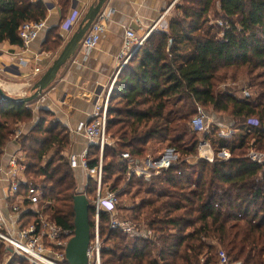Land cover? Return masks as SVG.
<instances>
[{
	"label": "trees",
	"instance_id": "trees-1",
	"mask_svg": "<svg viewBox=\"0 0 264 264\" xmlns=\"http://www.w3.org/2000/svg\"><path fill=\"white\" fill-rule=\"evenodd\" d=\"M60 2L67 10L70 0ZM48 10L42 0H0V43L23 47L20 26L44 22ZM176 13L168 31L151 34L118 76L107 126L116 147L106 146L103 156V186L119 192L123 218L157 240L110 231L103 213V264H217L216 246L232 261L264 264V162L249 158L251 150L264 154V0H181ZM53 39L48 36L44 51L58 49L62 38ZM32 105L0 99V162L19 124L33 120ZM199 108L232 120V141L216 123L205 136L214 163L187 161L198 156L201 139L191 122ZM39 114L19 141L26 175L53 202L52 219L73 232L79 182L66 158L69 127L49 110ZM167 149L178 154V165L158 177L128 180L123 153L140 161ZM223 151L229 157H219ZM88 161L98 166L99 145L91 146ZM95 191L91 183L90 199ZM89 215L93 227L91 205ZM6 252L1 245L0 257ZM9 264L26 262L15 257Z\"/></svg>",
	"mask_w": 264,
	"mask_h": 264
},
{
	"label": "built area",
	"instance_id": "built-area-1",
	"mask_svg": "<svg viewBox=\"0 0 264 264\" xmlns=\"http://www.w3.org/2000/svg\"><path fill=\"white\" fill-rule=\"evenodd\" d=\"M112 12L103 9L83 39L80 48L85 59L88 58L92 50L98 47L102 35L107 30ZM166 15L164 14L143 38H140L133 28L125 29L124 42L118 56L121 65L120 70L131 61L136 52L143 47L150 34L158 27L157 31H168L169 22ZM82 16V12L74 11L68 18L66 25L69 27L75 26L80 22ZM219 24L223 26L221 22ZM44 27V22H24L19 30L23 48H28L35 42ZM119 75L120 73L116 74L106 95L103 93L96 95L90 121L81 123L75 128L68 126L72 142L70 152L66 154V158L76 176L77 171H82L83 183L81 186L79 185V193L86 195L93 212L94 226L91 227V242L87 252L88 264H103L102 254L106 249L102 234L103 213L108 215L110 231H119L127 236L145 238L149 241L157 240L155 233L152 231L144 227L140 228L137 224L123 218L120 211L121 204L118 199L119 192L111 191L103 186L104 151L106 146L116 147L115 140L108 134L107 126L110 101ZM244 94L249 96L248 91H245ZM61 113L62 110L56 112V115ZM213 124L215 122L199 108L198 114L192 120L191 125L194 131L203 138L198 144L197 158L187 160L190 163L196 160L208 163L215 162L214 149L210 142L205 139V136L211 133ZM222 128L226 129L223 126ZM224 132L227 133V131L223 130V136H225ZM78 137H84L87 141L84 150L80 153H77L73 146ZM21 138L22 132L17 130L12 142L18 145ZM93 145H99L100 147V161L96 167H90L88 161L89 150ZM122 157L130 161L127 172L128 180L132 178L150 179L161 176L178 165L180 160L178 154L172 149L165 150L158 159L148 156L140 161H133L130 153H123ZM226 157H229V155L226 154ZM249 158L258 164L264 162V154L255 150L249 152ZM3 163L2 159L0 162V184H4L0 187V246H4L5 250L8 251L10 259L17 257L30 264H69L66 251L75 231L63 229L52 219L53 202L46 201L44 192L39 189L37 184L28 179L26 162L20 151L10 157L7 165ZM91 183L96 186V191L95 197L90 199L87 191ZM217 264H243V262L232 261L224 251H220Z\"/></svg>",
	"mask_w": 264,
	"mask_h": 264
},
{
	"label": "crops",
	"instance_id": "crops-1",
	"mask_svg": "<svg viewBox=\"0 0 264 264\" xmlns=\"http://www.w3.org/2000/svg\"><path fill=\"white\" fill-rule=\"evenodd\" d=\"M42 1L48 4L49 10L39 38L28 48L12 46L7 41L0 43V85L14 98H24L31 93L34 84L53 64L77 30L80 22L69 27L66 25L67 18L76 10L84 15L95 0H70L67 10L60 0ZM169 5L168 0H109L104 9L113 12L98 47L92 50L86 59L80 48L76 56L61 70L56 82L43 95V102L40 100L33 102L35 111L39 114L41 109L49 110L54 114V118L74 128L81 123H88L96 95L99 93L106 95L116 74L121 73L127 66L120 70L118 60L125 29L133 28L140 38L145 37L164 13L172 10ZM158 28L154 32H157ZM56 34L62 38L61 45L55 51H44L48 36L54 41L53 37ZM60 110L62 113L56 115ZM211 120L221 128L223 125L230 127L232 124L231 119L215 115ZM86 143L84 137H78L73 145L74 150L77 153L82 152ZM19 150L20 143L18 145L10 143L3 164L7 165L10 157ZM77 177L81 186L82 171H77ZM3 184L1 183L0 187Z\"/></svg>",
	"mask_w": 264,
	"mask_h": 264
},
{
	"label": "water",
	"instance_id": "water-1",
	"mask_svg": "<svg viewBox=\"0 0 264 264\" xmlns=\"http://www.w3.org/2000/svg\"><path fill=\"white\" fill-rule=\"evenodd\" d=\"M109 0H95L89 7L77 30L64 46L53 64L34 84L33 94L30 97L14 98L8 95L0 85V99L10 104H30L39 101L43 95L56 82L61 70L79 52L81 43L92 28L99 14L108 4ZM140 49L137 51V53ZM136 53V54H137ZM75 232L67 247V260L69 264H88L87 252L91 242L90 203L86 195L79 193L74 198Z\"/></svg>",
	"mask_w": 264,
	"mask_h": 264
},
{
	"label": "rangeland",
	"instance_id": "rangeland-1",
	"mask_svg": "<svg viewBox=\"0 0 264 264\" xmlns=\"http://www.w3.org/2000/svg\"><path fill=\"white\" fill-rule=\"evenodd\" d=\"M181 0H173L171 3L169 2V7H171L172 8V10L170 11V10H168V11H166L164 14H167L166 15V17H167V21H169L170 22V20L172 19V18H174L175 17V15L177 14L176 13V5L180 2ZM95 2V1H94ZM86 14V13H85ZM85 14L82 16V18H81V20H80V22L83 20V18H84V16H85ZM217 15V12H216V10H214L213 11V13H212V18L214 19L215 18V16ZM222 24H223V22H221ZM57 42L55 43V45H57V44H59L60 42V40L58 41V40H56ZM55 45L54 46H49L50 48H56L55 47ZM61 53V52H60ZM229 84V83H228ZM229 85H231V83L229 84ZM226 87H225V84H222L221 85V87H220V90H223V89H225ZM249 93V92H248ZM33 94V92H32V90H31V93L29 94V95H27L26 97H30L31 95ZM245 95V94H244ZM40 101L41 102H43V98H41L40 99ZM31 109L33 110V120L31 121V123L30 124H26V123H20L19 124V127L17 128V130L18 131H21L22 132V137H24L25 135H27L29 132H30V130L32 129V127L38 122V120H39V117H40V114H38V112L37 111H35V104H33L32 106H31ZM209 113V115L207 114V116L210 118V119H212V116L213 115H211L212 113L211 112H208ZM197 115H195V116H193L192 118L194 119L195 117H196ZM224 118H226V119H230V118H227V116H225ZM56 119V118H55ZM192 120V119H191ZM224 126V125H223ZM226 127V131H227V133L226 132H224V137H226L229 141H232V135H233V132H234V129H232V128H230V127H227V126H225ZM222 129V128H221ZM223 130H225V129H222L221 130V136H222V132H223ZM71 135V134H70ZM199 137V139H202L203 137L202 136H198ZM21 140V139H20ZM70 149H71V145H70V147H69V149L66 151V154L68 153V152H70ZM20 151V150H19ZM21 154H22V156L24 157V159H25V161L27 162V159L25 158V154L24 153H22L21 152ZM226 154L228 155V153L226 152V151H223L221 154H219V157H221V158H226ZM36 182V181H35ZM51 216H52V214H51ZM215 245H216V243H215ZM216 249L218 250L217 251V253H218V255H219V252L220 251H224L227 255H228V253H227V251H225L223 248H221V247H219V246H216ZM228 257H229V255H228ZM15 258V257H14ZM14 258H12V259H10V257L8 256V253L6 252L2 257H0V264H9V263H11L12 261H13V259ZM230 258V257H229ZM217 259H218V256H217ZM231 259V258H230ZM232 260V259H231ZM25 261V260H24ZM202 261H205V259L204 260H202ZM26 262V264H30L29 262H27V261H25Z\"/></svg>",
	"mask_w": 264,
	"mask_h": 264
}]
</instances>
